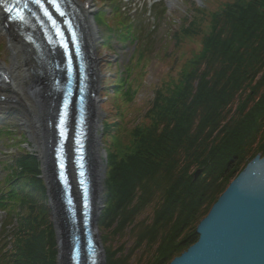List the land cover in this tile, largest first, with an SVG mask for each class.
Returning <instances> with one entry per match:
<instances>
[{
	"label": "trees",
	"instance_id": "trees-1",
	"mask_svg": "<svg viewBox=\"0 0 264 264\" xmlns=\"http://www.w3.org/2000/svg\"><path fill=\"white\" fill-rule=\"evenodd\" d=\"M103 3L111 11L102 9L97 21L112 33L103 49L117 53L112 39L136 42L124 74L115 70L109 78L114 87L105 93L114 107L103 123L107 204L99 219L101 228L115 226L118 233L133 226L136 242L127 254L104 245L106 264H170L199 239L198 224L230 183L257 154L264 156V0H223L206 15L208 5L188 2L197 15L174 33V48L186 37H199L201 47L188 55L176 81L152 84L144 120L134 118L130 127L120 105L146 83V72L138 71L146 68L158 25L148 17L149 31L143 33L128 12L124 16L113 2ZM168 10L163 2L162 14ZM20 150L25 153L4 178L8 190L0 189V264H57L41 164L30 150ZM199 168L203 172L195 179ZM153 205V221L137 222ZM143 247L142 258L133 262L134 250Z\"/></svg>",
	"mask_w": 264,
	"mask_h": 264
},
{
	"label": "water",
	"instance_id": "water-1",
	"mask_svg": "<svg viewBox=\"0 0 264 264\" xmlns=\"http://www.w3.org/2000/svg\"><path fill=\"white\" fill-rule=\"evenodd\" d=\"M46 96L49 98L45 88ZM58 97L56 106L51 99L44 102L40 116L42 145L47 154L39 150L35 154L47 187L57 264H106L105 251L97 236V222L107 201L108 152L103 142L104 125H95L93 104L89 127L80 145L78 173L72 174L69 184L57 179L55 157L63 163L61 148L66 144L55 148L57 133L53 118ZM2 119L0 115V122ZM31 122L22 118L27 138L36 146L35 131L27 128ZM202 172L203 168L197 169L194 178ZM196 232L199 239L170 264H264V156L257 154L246 165L200 221Z\"/></svg>",
	"mask_w": 264,
	"mask_h": 264
},
{
	"label": "rangeland",
	"instance_id": "rangeland-1",
	"mask_svg": "<svg viewBox=\"0 0 264 264\" xmlns=\"http://www.w3.org/2000/svg\"><path fill=\"white\" fill-rule=\"evenodd\" d=\"M77 1L82 2L84 5L90 2L92 5L91 19L98 30L97 38L94 41L95 56L98 60V76L96 84L97 95L95 96L97 97V107L100 119L99 124H102L106 119L108 107H114V103L111 105L110 98L105 95L106 91H111V89L114 87L113 84L109 82V78H113L116 75L117 71L115 72V70H119L121 74H124V64H128L127 62H129V59L132 56L133 44L129 41H123L120 43L121 46H117L112 39L111 44L115 49H117V55H115L113 52L103 49L102 44H104V41L108 35H112V33L108 30L109 28L107 24L99 23L97 21V17L102 9L110 12L111 7H109L108 4L104 5L103 2L106 0ZM107 1H111L117 5L120 9V12H122L124 16V12L132 8V18L134 17L136 19V23L139 24V27L142 29L143 33H147V31H149V23L147 19L148 14H151L150 18H156L154 23L158 25L157 29L150 35V39L153 42V48L149 53V61L145 68L146 71H142V69L138 71V74L146 72L144 76L146 83L145 85L141 86L140 91L130 103L123 104L125 101H122L123 105H120L121 116L123 117L126 115L124 123L125 125L129 124L128 126L130 127L134 118H138V122L144 120L148 98L154 92V90L151 88L152 84H155L158 87L164 81H170L172 79L176 81L178 79V71L185 63L188 55L192 52V50H196L201 47V40L199 37H186L180 39V47L174 48V44L176 42L174 33L179 30H183L185 26H189L193 22V18H195L197 15L194 5L188 2L196 1L197 4L208 5L210 8L207 7L205 11L206 15L207 12H210L211 10L220 6L223 0ZM163 2L168 5L169 8L168 12H166V15L162 14ZM123 6L126 7V10H124ZM147 10L148 13L146 15L143 14V11ZM155 13H157L158 16H161L160 21H158V17L155 16ZM206 19L202 18L201 20L205 22ZM156 24L153 25L156 26ZM155 26H153V28ZM143 42L147 43V41ZM120 47H123V50ZM11 56L12 50L9 46V37L6 31L3 29L0 21V65L10 66ZM137 61H139V59ZM0 75H3L2 72H0ZM0 94L3 93L0 92ZM5 100H7L6 96L2 101L4 102ZM17 114L18 113L15 112L9 116L4 115L2 121L0 122V189L4 190L3 193L8 190V184H10V181H4V178L12 173L10 165L13 164L15 157H17L18 154L25 153L24 151L20 150V147L25 149L28 147L33 154H36L38 150L36 146L27 138L25 133L26 129L22 125V120L19 118L20 116ZM106 204L107 201L105 206ZM154 210V205L150 206L137 218V222L145 221L151 223V221L154 219ZM3 217L4 212L0 210V231ZM132 229L133 226H128L121 233H118L115 230V226L105 229L99 226V220L97 222V236L103 246V249L104 245H106L111 248V251H120L123 254L130 253L133 251L135 246L136 236L134 232H136V230L134 229L133 232ZM103 236H106L105 244L102 241ZM144 250V247L134 250L135 252L132 257V261L138 262L139 259L142 258Z\"/></svg>",
	"mask_w": 264,
	"mask_h": 264
},
{
	"label": "bare ground",
	"instance_id": "bare-ground-1",
	"mask_svg": "<svg viewBox=\"0 0 264 264\" xmlns=\"http://www.w3.org/2000/svg\"><path fill=\"white\" fill-rule=\"evenodd\" d=\"M91 8V4H88L87 7L84 6L88 25L86 32L89 34L93 47L94 41L97 38L98 30L91 19ZM0 21L3 29L9 37V46L12 50L10 66L0 65V72L3 74L2 76L0 75V92H2L7 99L4 102L0 101V115L9 116L17 111V115L20 116L19 118L21 120L24 118V121L26 122L32 121L31 125H27V128L34 129L35 131L33 138L34 141L36 140L38 143V145L36 144V148L42 154H47L45 146L42 145L43 133L41 130L43 127L40 123V116L44 102L48 101L49 103L50 99V96L49 98L48 96L44 98L46 82L37 73L38 67L33 60L31 49H29L27 44L10 28V26L5 25L4 21L1 19V13ZM95 62H97V60ZM94 108L96 111V116L94 115V117L97 118L95 125L97 126V124H99V112L96 96L94 98Z\"/></svg>",
	"mask_w": 264,
	"mask_h": 264
},
{
	"label": "snow or ice",
	"instance_id": "snow-or-ice-1",
	"mask_svg": "<svg viewBox=\"0 0 264 264\" xmlns=\"http://www.w3.org/2000/svg\"><path fill=\"white\" fill-rule=\"evenodd\" d=\"M34 2L43 9L44 15L48 16L50 20H53V24H55L56 21L52 18V13L48 10L47 7H45L43 0H34ZM48 2L51 4L52 7H54L59 12L61 17L66 15L65 12L61 11V6L58 3V0H48ZM24 7L26 8L27 5L25 4ZM5 9H6V12L9 14L8 15L9 20H11V21H16V20L23 21L24 16L22 14V11H21L19 4H15L11 7L5 5ZM12 12H16V16H12L11 15ZM61 167H63V165H61Z\"/></svg>",
	"mask_w": 264,
	"mask_h": 264
}]
</instances>
